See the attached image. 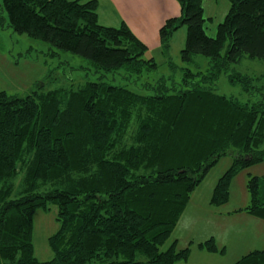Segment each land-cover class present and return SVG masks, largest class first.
Listing matches in <instances>:
<instances>
[{
  "label": "trees",
  "instance_id": "obj_1",
  "mask_svg": "<svg viewBox=\"0 0 264 264\" xmlns=\"http://www.w3.org/2000/svg\"><path fill=\"white\" fill-rule=\"evenodd\" d=\"M229 12L205 31L204 0H177L181 16L160 29L163 48L187 27L181 59H209L201 82L187 69L189 88L170 93L166 79L148 93L103 80L124 70L141 76L157 69L147 46L121 21L99 23L98 0H2L15 33L42 40L88 60L98 81L77 88L0 92V264H176L189 249L167 250L191 194L212 167L231 155L210 203L228 202L233 178L264 162V78L231 76L254 102L216 92V79L243 58L264 59V0H228ZM229 43L226 55L222 51ZM208 86H203L202 82ZM149 90L154 92L149 93ZM242 211L264 219V177L247 183ZM58 206L59 230L49 238L54 257H35L33 217ZM219 252L213 238L199 244ZM234 264H264L254 250Z\"/></svg>",
  "mask_w": 264,
  "mask_h": 264
},
{
  "label": "rangeland",
  "instance_id": "obj_2",
  "mask_svg": "<svg viewBox=\"0 0 264 264\" xmlns=\"http://www.w3.org/2000/svg\"><path fill=\"white\" fill-rule=\"evenodd\" d=\"M98 1L101 14L99 23L103 25L106 22L104 9H101L103 0ZM1 4L2 0H0ZM229 8L228 0H204V18H206L204 27L210 37L216 36L217 26L223 21ZM179 13L178 17L181 16V7ZM186 37L187 27L181 26L171 36L168 48H163L161 39L154 43L156 39L150 34L142 35V38H146L143 43L147 46L143 59H154L157 69L144 71L141 76L120 70L105 75L102 77L103 80L145 94H148L146 89L144 90L146 85L155 87L158 80L162 78H165L167 85L171 87L170 93L189 88L190 86L184 83L187 69L193 73H200L195 78L188 77L187 81L201 82L202 76L209 72V59L196 55L193 62L182 61L181 50L185 47ZM228 46L229 43H226L222 51L223 56L226 55ZM229 75L263 79L264 59L243 58L240 62L231 65L228 74H220L215 81L217 93L233 97L242 103L254 102L258 99L257 96L250 97L239 82L231 81ZM99 78H101L100 75L95 74L91 64L83 57L59 50L42 40L15 33L9 26L7 13L0 11V92L5 91L11 96L24 98L34 92L41 94L56 89L77 88L87 81H98ZM202 85H210L209 80L207 83L202 82ZM151 92L154 91L149 90V93ZM261 149H264V143ZM232 160L231 155L224 156L211 168L191 194L189 203L192 204L189 208L188 206L185 208L171 238L161 247V250H167L171 243L178 239L176 245L178 251L189 249L187 260H180L176 264H234L242 258L241 254L234 252L231 246L227 249V245L218 246L216 243L220 249L216 253L200 248L199 244L210 238L196 236L206 231H217L219 220L211 222L210 217L213 218L217 216V213L224 214L235 208H246L250 205L247 183L250 177H264V162L241 170L231 182L228 202L221 206L212 205L210 199L214 188L219 178L230 168ZM57 214L58 206L54 204H50L46 210L38 209L34 214L32 241L35 257L40 261H49L54 257L49 238L59 230ZM233 227L236 226L233 225ZM89 264L106 263L92 262Z\"/></svg>",
  "mask_w": 264,
  "mask_h": 264
},
{
  "label": "crops",
  "instance_id": "obj_3",
  "mask_svg": "<svg viewBox=\"0 0 264 264\" xmlns=\"http://www.w3.org/2000/svg\"><path fill=\"white\" fill-rule=\"evenodd\" d=\"M102 8L106 22L101 23L115 27L124 21L142 42L146 39L142 35L150 34L156 39L154 43L160 41V28L166 20L180 14L177 0H103ZM98 15L100 20L99 9ZM191 204L188 203V208ZM240 209L238 207L210 217L211 222L219 220L217 231H206L196 236L213 238L218 246L227 245V249L231 246L234 252L241 254L240 257L264 249V219Z\"/></svg>",
  "mask_w": 264,
  "mask_h": 264
}]
</instances>
